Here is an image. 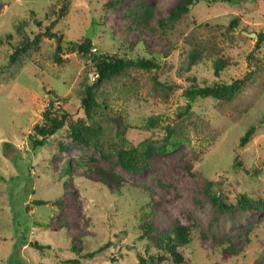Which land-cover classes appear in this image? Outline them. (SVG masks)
<instances>
[{
    "label": "rangeland",
    "instance_id": "rangeland-1",
    "mask_svg": "<svg viewBox=\"0 0 264 264\" xmlns=\"http://www.w3.org/2000/svg\"><path fill=\"white\" fill-rule=\"evenodd\" d=\"M64 1L0 0V264H142L138 254L146 258L144 264H150L148 251L154 253L155 247L138 238L144 194L150 198L148 209L152 211L144 219L151 223L153 232H165L175 221L196 223L190 243L181 247L182 264H262L264 209L219 211L206 188L207 181H213L214 190L228 202H234L238 193L264 199V69L244 99L234 105L219 107L212 98H195L192 108L205 123L191 129L190 144L154 155L149 167L140 173L125 171L115 159H101L93 147L72 143L62 130L36 150L29 137H35L33 126L43 123L42 112L52 99L51 89L66 97V109L75 113L84 85L96 76L95 64L71 51L60 53L63 63L55 62L57 43L50 36L43 38L39 50L23 54L10 64V43L19 39L15 26L20 21L29 20V27L37 32L34 19L47 18L41 27L45 30ZM142 1L154 8L152 25L157 18L167 16L177 2L70 0L67 14L51 27L61 30L63 41L90 37L96 53H122L127 42L142 41L147 58L155 56L162 66L168 60L169 40L179 46L191 36L215 40L217 47H226L232 57L233 65L225 71V78L240 77L251 70L247 55L255 48L256 33L264 31V0H217L210 7L200 2L165 38L136 30ZM109 2L114 5L109 7ZM231 16L240 21L232 35L224 37ZM254 54L264 68V44ZM215 56L206 58V63L189 75L178 76L176 67L158 71L159 76L174 80L175 90L167 100L153 90L143 70L130 71L141 88L130 101H114V107L136 126L128 131L133 143L163 135L161 128H143L145 118L151 114H161L165 120L173 118L186 100L184 88L192 83L188 76H196L199 83L214 79L211 64ZM128 82L124 76L107 87L125 95L123 83ZM251 125H255V133L245 147H240L239 138ZM61 142L72 144L62 150ZM192 150L199 153L200 161L192 156ZM235 155L261 170L258 176L251 177L237 167ZM91 156L125 178L122 194L114 191L113 184L101 183L93 173L65 166L67 160L87 161ZM188 164L193 165V173ZM138 190L145 193L139 197ZM38 199L49 203L33 204ZM87 252L94 253L85 256ZM160 264L175 263L164 260Z\"/></svg>",
    "mask_w": 264,
    "mask_h": 264
},
{
    "label": "trees",
    "instance_id": "trees-1",
    "mask_svg": "<svg viewBox=\"0 0 264 264\" xmlns=\"http://www.w3.org/2000/svg\"><path fill=\"white\" fill-rule=\"evenodd\" d=\"M200 2H204L210 7L217 0H177L168 15L157 18L156 25H152L151 20L154 16V8L142 1V8L137 14L136 30L141 33L148 31L152 35L157 34L165 38L168 31L190 15L192 7ZM69 5L70 0H65L61 4L56 18L50 22L49 26H46L45 30H41V27L47 18L42 19L43 21L32 20L35 26L39 28L37 32H33L29 27L31 24L29 20L20 21L15 26L19 39L15 43H10L12 48L9 54L10 64L16 63L23 54L39 50L43 38L49 36L55 38L57 43L53 54L55 62L63 63L65 60L61 58L60 53L62 51H71L91 59L95 64L94 72L96 77L91 83L84 85V90L80 97V105L75 113H71L66 109L67 98L51 89L49 94L52 99L42 112L43 123L35 124L32 128L35 137H29L30 144L36 150L48 143L51 136L62 130L72 143L76 142L93 147L99 153L101 159L106 161L115 159L116 163L125 171L140 173L149 167L150 158L154 155L166 154L183 143L190 144L191 137L189 132L191 129L196 130L199 125L205 123V120L192 108V102L195 98H212L219 107L234 105L244 99L256 75L264 69L262 60L254 54L264 44V31L256 33L255 48L247 55L248 65L251 70L236 78H225V71L229 66L233 65L232 57L226 47H217L215 40L205 41L194 36L185 40L181 46L169 40L170 46L166 52L169 54L165 66L158 64L155 56L147 58L144 43L137 40L127 42L121 49L123 50L122 53L119 51L104 53H99V51L96 53L97 49L93 47L90 37H81L74 41H63L61 30L56 31L55 28L51 27L67 14ZM106 5L110 7L114 3L109 2ZM239 21L240 19L237 16H231L229 24L223 31V36L230 37L232 35L231 31L237 28ZM203 25L208 26L209 24L204 23ZM7 37L11 38L12 34L8 33ZM171 51H173L172 55L170 54ZM212 55H216L211 64L214 79L211 82L204 79L202 83H199L196 76H188L192 83L184 88L186 100L173 118L165 120L161 114H151L145 118L143 128H161L163 135L160 138L145 137L143 140L133 143L128 136V131L134 127L136 128V126H133L127 120V115L123 114L121 109L114 107V101L118 99L130 101L141 88L137 77L131 75L130 71L143 70L150 78L153 90L161 94L162 99L167 100L170 93L175 90L173 86L174 80L170 76H159L157 72H162L164 67L169 69L176 67L175 72L178 76L189 75L201 63H206V58L209 59ZM124 76L129 78L127 84L123 83L124 91H126L125 95H121L122 93L119 94L120 92L118 93L117 91H111L107 87L114 80ZM261 123L264 125V117ZM254 133L255 125L249 126L239 138V146L245 147L251 141ZM72 143L65 144L61 142L60 148L66 150ZM192 156L197 161L201 160L199 153L195 150H192ZM234 163L251 177L258 176L261 172L254 165L243 161L239 155L234 156ZM65 166L66 168L82 169L93 173L99 177L101 183L105 185L113 184L114 191L118 194L123 193L121 188L125 186V178L121 174L102 166L96 157L91 156L87 161L67 160ZM187 169L190 173H193V165L188 164ZM213 183L211 180L207 181L206 193L215 209L225 212L264 209V199L251 198L244 193L236 194L234 202L224 201L212 187ZM138 192H140L139 197L145 193L143 190H138ZM144 200L145 202L139 207L143 216L140 219L142 222L138 225L141 231L138 234V238L145 240L148 246L152 245L155 247L154 253L148 251L149 263L160 264L161 261L170 260L175 264H182L184 256L181 247L190 243L192 228L196 226V223L192 221L189 225H183L179 221H175L167 231L156 230L153 232L151 223L144 219L146 215L152 214V211L148 209L150 207V198L147 194H144ZM47 203H49L47 200H33L35 205ZM129 217L131 215L127 218ZM30 244L40 247L37 243L30 242ZM104 247L98 248L94 252L102 250ZM80 251L81 249H79L78 254H80ZM94 252H87L85 256H91ZM138 257L142 264L146 262V258L143 255L138 254ZM65 261L77 262V259H67ZM262 264H264V260Z\"/></svg>",
    "mask_w": 264,
    "mask_h": 264
},
{
    "label": "built area",
    "instance_id": "built-area-1",
    "mask_svg": "<svg viewBox=\"0 0 264 264\" xmlns=\"http://www.w3.org/2000/svg\"><path fill=\"white\" fill-rule=\"evenodd\" d=\"M96 76H93L92 79L94 80Z\"/></svg>",
    "mask_w": 264,
    "mask_h": 264
}]
</instances>
